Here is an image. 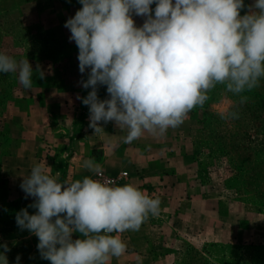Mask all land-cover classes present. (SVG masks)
Listing matches in <instances>:
<instances>
[{
  "label": "clouds",
  "instance_id": "clouds-1",
  "mask_svg": "<svg viewBox=\"0 0 264 264\" xmlns=\"http://www.w3.org/2000/svg\"><path fill=\"white\" fill-rule=\"evenodd\" d=\"M79 3L82 7L64 27L78 48L79 72L87 74L79 83L90 91L77 99L88 106L95 132L103 129L101 122H115L127 129L125 144L145 132L163 136L194 108H202L218 84L244 104L249 98L241 94L259 87L264 78V0L247 6L244 0ZM133 15L144 17V23L137 26ZM33 71L28 59L17 62L0 52V73H18L25 89L32 87ZM44 77L41 71L39 78ZM99 86H106L108 98H99ZM221 115L239 118L235 111ZM83 166L102 172L92 159ZM20 188L33 203L17 212L16 224L38 238L40 256L50 264H107L126 252L121 234L138 231L149 214L160 212V199L133 184L90 176L61 183L41 164L31 168ZM28 208L36 211L30 214ZM0 247V264H8L10 249Z\"/></svg>",
  "mask_w": 264,
  "mask_h": 264
},
{
  "label": "crops",
  "instance_id": "crops-1",
  "mask_svg": "<svg viewBox=\"0 0 264 264\" xmlns=\"http://www.w3.org/2000/svg\"><path fill=\"white\" fill-rule=\"evenodd\" d=\"M81 7L79 0H0L8 32L23 31L20 58L34 69L30 89L17 81L3 124L9 138L2 165L9 197L33 203L20 184L36 164L58 182L71 183L94 174L83 166L92 159L108 174L128 172L123 185L133 184L161 201L159 215L149 214L138 231L121 234L126 252L107 264H183L191 245L221 258L238 243L262 240L264 221L250 219L246 227H238L235 216L223 218L220 206H211L195 181L184 176L189 168L178 163L190 159L189 147L199 128L194 109L165 135L145 132L130 144L123 143L127 129L115 122H101L98 132L89 127V108L77 99L90 91L79 83L87 74L79 72L78 48L64 27ZM133 19L141 26L145 18ZM41 71L44 79L39 78ZM98 96L108 98L106 86H99Z\"/></svg>",
  "mask_w": 264,
  "mask_h": 264
},
{
  "label": "rangeland",
  "instance_id": "rangeland-1",
  "mask_svg": "<svg viewBox=\"0 0 264 264\" xmlns=\"http://www.w3.org/2000/svg\"><path fill=\"white\" fill-rule=\"evenodd\" d=\"M254 3L249 1L247 5ZM248 11L242 10L243 15ZM13 37V38H12ZM23 31L9 33L0 12V52L21 60ZM18 73H0V245L10 249L5 254L8 264H50L42 259L37 249L38 238L16 224V214L28 207L22 199L8 195V185L2 165L8 136L3 132L7 123V111L15 94ZM209 99L201 108H194L198 120V132L189 147L190 159L178 164L188 166L183 173L195 181L197 189L210 198L223 218L246 227L250 219L264 221V78L260 86L241 95L249 99L240 104V97L217 85L209 92ZM238 112L239 118H222L221 114ZM187 157V156H186ZM30 214L36 210L28 208ZM0 252H4L0 247ZM183 264H264V238L257 242L238 243L226 257L210 255L208 248L198 249L191 245Z\"/></svg>",
  "mask_w": 264,
  "mask_h": 264
},
{
  "label": "built area",
  "instance_id": "built-area-1",
  "mask_svg": "<svg viewBox=\"0 0 264 264\" xmlns=\"http://www.w3.org/2000/svg\"><path fill=\"white\" fill-rule=\"evenodd\" d=\"M91 177L93 179H99L101 182L122 186L124 181L129 178V174L128 172H121L118 175H111L102 169L100 174L94 173Z\"/></svg>",
  "mask_w": 264,
  "mask_h": 264
}]
</instances>
